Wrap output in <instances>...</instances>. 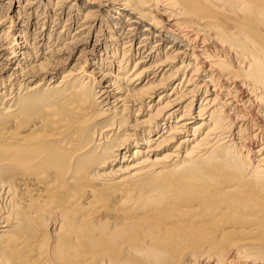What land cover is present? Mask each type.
Instances as JSON below:
<instances>
[{"label":"bare ground","instance_id":"obj_1","mask_svg":"<svg viewBox=\"0 0 264 264\" xmlns=\"http://www.w3.org/2000/svg\"><path fill=\"white\" fill-rule=\"evenodd\" d=\"M42 1L46 9L53 6L52 18L69 11L65 24L68 30L75 25L69 41L93 35L98 13L112 11V22L100 26L95 42L106 44L104 51L118 71H126L123 61L131 62L135 33L143 24L136 65L152 62L98 92L101 86L92 79L69 72L53 87V96L40 90L46 97L20 109L12 98L5 100L0 173L14 178L0 180V198L8 200V217L18 228L30 230L38 217L50 228L38 243L32 233L26 241L30 248L47 254L49 264H65L61 248L71 250L70 256L87 257L90 264H264V139L256 150H244L230 139L255 122L264 137V0ZM42 1L25 0L19 9ZM79 3L84 10L75 16ZM63 46L44 60L59 55ZM21 65L10 78L30 83L35 66ZM54 66L48 70L56 71ZM46 70L45 77L50 75ZM148 70L155 79L138 88ZM181 75L173 88L186 81L183 91L175 90L174 97L161 94L154 112L148 105L146 119H134L126 129L125 111L138 105L141 110L156 88ZM201 89L204 99L195 113L189 98ZM242 92L249 93L248 99ZM110 96L111 117L109 110H95ZM105 117L110 124L97 137ZM135 139L140 143L127 156ZM173 143L178 144L158 157ZM119 160L122 168H111ZM6 228L9 219L0 217L4 236ZM49 239L54 257L47 252ZM19 241L11 236L0 245V264L19 262L16 252L11 255Z\"/></svg>","mask_w":264,"mask_h":264},{"label":"rangeland","instance_id":"obj_2","mask_svg":"<svg viewBox=\"0 0 264 264\" xmlns=\"http://www.w3.org/2000/svg\"><path fill=\"white\" fill-rule=\"evenodd\" d=\"M24 5H25V0H0V90H1L0 91V107H1L0 123L6 122V120L4 119L5 114H3L2 109H8L7 107L8 105L6 104L9 101H5L7 97L12 98V102L15 108H18V109H20L19 107H21L24 104L31 103V102H38L40 98L46 97L44 93L42 94L40 92H48L52 95V91L54 90L53 87L58 85L59 82L62 80V76L67 75L69 72H72L74 76H77V77L83 76L84 80L92 79L95 83H97V86L98 85L101 86L97 88L96 92H98V90L100 89L105 90V87L109 86L114 81L120 84L119 80H122V77L124 76H127L128 78H130V75L133 74L134 72H135L134 74H136V72L138 73L142 71L143 69L150 67V63L152 62V59L150 63L144 60L145 63L143 64L138 63L136 65V62L141 59V56L135 55L136 54L135 52H136L137 44L141 38L140 36L141 31H143V24L139 26L137 32L135 33L137 34V39L135 40L133 44V50H132L133 55H130L132 59L131 62L125 63V61H123L122 64L125 67H127L126 71L124 70L118 71L119 68H117V65H115L113 60L109 57V55L111 54L110 53L106 54L105 53L106 50L104 51L106 44H103L102 46L99 47V46H96V42H95V38L97 34L96 32L100 28V26L103 24L108 26L107 23L112 22L113 20L112 18L115 16V14L112 11L109 10V13H106L104 12L106 10L103 9L98 13L99 21L97 22L96 29L93 32V35L91 34L87 37L86 35L87 33H85L79 37H76L74 40L69 41V38H72V37L74 38L73 35L75 31L74 30L75 25L73 26V30L72 29L68 30V25L67 23L65 24L67 19L70 17L69 11L67 9L61 15L60 19H58V16L56 17L54 16L53 18L50 17L51 15H53L52 13L53 6H51L50 9H46L45 5L47 4L44 1H42V4L33 3L32 6H28V7H25L23 10H20L19 8H23ZM79 8H80L79 9L80 11L78 13L76 9L73 10V15L78 16V14L84 10V4L79 3ZM43 13H45V15H43ZM103 29H106V28L104 27ZM107 29L109 28L107 27ZM70 42H73V43L68 44ZM65 43L67 45H65ZM152 44L153 43H151V45ZM62 46L65 48L59 52L60 53L59 55L56 56L55 54H53L55 55L53 56V58H51L50 60H46V61L44 60V58L49 57V54L51 53V51L62 48ZM166 46L167 45H163L161 47L160 55H162V53L165 52ZM71 47H73V49ZM120 49L116 52L117 55L114 57V59L117 61L121 59L122 51ZM147 52L148 51H146V53ZM22 53L26 54L27 57L21 56ZM22 58H24V60H22ZM183 60H187V59L183 58ZM40 62H43V64H40ZM54 62H57V64ZM18 63L23 64L21 65V67L25 65L24 67L26 68L35 66L34 70L29 71V72H32V75H33L32 80H30V83H24V82H21V80H17L19 77L16 79L10 78L14 72L13 69ZM54 64H55L54 67L56 68V71L48 70L49 66H53ZM135 65H136V68L134 69ZM44 70L48 71V74L50 75H47L45 77ZM146 73L147 74L141 77V79L143 78V80L139 79V81H137L136 84L138 88L142 87L149 80V78H154V76H152L155 73L153 72V70L151 71L148 70ZM185 78L188 79V77H185ZM9 79L11 80L9 81ZM159 79L160 78H157L155 81ZM181 79H182V75L177 76L176 79L166 82L165 84L162 85V87L156 88L150 94V98L145 101V103L143 104L144 106H142L141 110L139 109L140 105H138L133 108H130L129 109L130 111L129 110H127V112L125 111L126 114L124 113V116L125 118L126 117L128 118L127 120L124 121V126H126V129L127 127H130L134 124L133 123L134 119L139 120L140 122L146 119V115H148V111H147L148 105L152 106L151 108L153 110L151 109L152 110L151 112H154L156 101L158 100L161 94H164V95L169 94V93L174 94L178 90L183 91L184 90L183 86L186 85V81L180 85L181 86L180 89L176 90L173 88L174 84L180 82ZM200 79H202V75L199 76V80ZM68 82L69 81H67L65 85L68 84ZM19 83H22L24 85H19ZM38 84L40 85L39 89H37L36 91L27 92L28 88L31 87L29 90H32V88H34V85H38ZM62 84L63 83H61V85ZM20 86L22 87L19 89ZM44 89L45 90L48 89V91L47 90L43 91ZM10 92H12L11 96L8 95ZM37 92H39V94L36 95ZM113 92L115 91H112V94ZM204 92L205 90L203 89L196 90V92L192 95V97L189 98L190 100L194 101L193 106L195 108L194 109L195 113L197 112L198 106L202 102L201 100L204 99ZM239 95H241V97L244 96L247 99L249 97V93H246V92L239 93ZM169 96L168 98H171ZM174 96L175 94L173 95V97ZM230 96L231 98H233L232 95ZM53 99H57V98H53ZM236 100L237 99H235L234 101L237 103L239 99L237 101ZM106 101L107 102L102 103V104H100L99 102V105L98 107L95 108V110H99V109L109 110L110 113L107 111L108 113L106 112L107 113L106 115L111 117L112 115L110 114H112L114 110V108L112 107L114 105L112 103L113 96H110ZM251 101H254L253 95H251ZM35 109H36V106H35ZM120 110L121 109H118L117 111H120ZM136 113L138 114V117H134ZM128 115H130V117H128ZM101 121L100 122L102 124L98 126L97 135H96L97 137L100 131H102L105 126H108L110 124V121L107 117L101 119ZM161 123L162 121L159 122V124ZM253 124H254V128L250 127L248 128L249 130L245 129L241 131V133L233 132L234 135L231 134V138H230L231 141H233V143L232 142L231 143L237 146H240V147L244 146V148H242L244 150L248 148L256 150L263 143L262 140L264 139V137L262 138V136L259 135L260 127L262 125L256 126L257 124H259L256 122ZM191 126L192 125H189V127ZM251 130L252 131L254 130V131L252 132ZM204 131L205 130L201 131V133H198V134L202 135ZM106 134L107 136H109L111 133H105V135ZM154 135H155V132H152L151 136H154ZM118 136L119 135L114 137L115 139L113 140V142L116 140V138H118ZM260 136L262 139L260 138ZM102 137H104V135H102ZM97 139L98 138L94 139L95 143H98ZM236 142H239V143H236ZM137 143L139 144L140 141L138 139H135V141L131 145L129 144L130 148H129V152L127 153V156L132 155V152ZM177 144L178 143H173L169 147H165L167 149L162 148V150L158 154V157H161L162 155L166 154L165 152L171 151L174 148V146H176ZM120 162L121 161L119 160V162L113 164L114 166H112L111 168L115 170L117 169V167H120L121 165L123 166L124 163L120 164ZM13 178H14L13 174L0 173L1 181L9 182ZM4 197L5 196H2L3 201L0 198L1 200L0 201V217H4V220H6L7 218L9 219V228H6V230L9 232L5 236L0 233V245L3 244L5 240L10 238L11 236H17L20 238L19 246H16V249L14 248L11 252V255L14 257H15V252L17 253V257H19V262H17L15 259H10V260L5 259L6 260L5 263L6 264H49V258L46 257L47 254H45L44 256L38 255L36 252H34L30 248V245L27 244L26 241H27V238L29 239V237L32 236V233H33V236L35 237L34 240L36 243H38V241H41V239L43 238L41 235L44 234V232L47 233L50 230V228H47L44 225H42L43 221H39V217L36 219V221H33L30 224V230L25 229L24 226H22L21 228H18L17 224H13L14 222L8 217L9 212H10V208L8 205L9 202ZM70 251L71 250H68V248L66 249L61 248V253L63 254L62 259L65 261V264H90V260L87 257H84V256L80 257L78 255L70 256ZM47 252L52 257H54V245L50 239L48 241V251ZM7 258H8V255H7ZM51 262L53 261L51 260ZM98 263L102 264V262H98ZM104 264H109L108 260H106ZM138 264H143V263L139 262Z\"/></svg>","mask_w":264,"mask_h":264}]
</instances>
